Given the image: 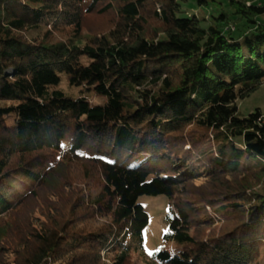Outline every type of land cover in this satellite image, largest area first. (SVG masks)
<instances>
[{"label":"trees","instance_id":"trees-1","mask_svg":"<svg viewBox=\"0 0 264 264\" xmlns=\"http://www.w3.org/2000/svg\"><path fill=\"white\" fill-rule=\"evenodd\" d=\"M181 1L0 0V264H264V2Z\"/></svg>","mask_w":264,"mask_h":264},{"label":"rangeland","instance_id":"rangeland-1","mask_svg":"<svg viewBox=\"0 0 264 264\" xmlns=\"http://www.w3.org/2000/svg\"><path fill=\"white\" fill-rule=\"evenodd\" d=\"M223 0H216L211 6H199L197 0H182L180 2L181 8L178 13L179 17H187L200 15L205 16L207 19L211 18V15L215 12V9L222 7L225 13H232V10L228 8L226 3L219 5ZM259 2H264L260 0ZM215 7V8H214ZM209 23V22H207ZM236 29V27H234ZM234 28L232 30H234ZM234 32V31H232ZM61 85L67 87L66 82L61 79ZM93 104H102L104 99L99 97H93L90 99ZM239 116L246 117L256 109H261L264 112V85L250 98L239 101ZM55 128L58 133L64 136L65 143H68L71 139L72 123L68 120L66 114H60L54 121ZM139 203L145 208L150 223L146 228L145 244L148 254H153L160 249L173 247V244L167 243L164 240V235L168 232V224L166 222V216L170 210L169 200L165 196H143L140 198ZM137 264H148L146 261H139Z\"/></svg>","mask_w":264,"mask_h":264}]
</instances>
